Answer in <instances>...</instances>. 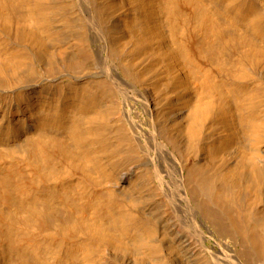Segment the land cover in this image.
Returning a JSON list of instances; mask_svg holds the SVG:
<instances>
[{
	"label": "bare ground",
	"instance_id": "obj_1",
	"mask_svg": "<svg viewBox=\"0 0 264 264\" xmlns=\"http://www.w3.org/2000/svg\"><path fill=\"white\" fill-rule=\"evenodd\" d=\"M193 2L199 26L175 41ZM138 60L171 83L140 90ZM10 218L0 264H264V0H0Z\"/></svg>",
	"mask_w": 264,
	"mask_h": 264
},
{
	"label": "rangeland",
	"instance_id": "obj_2",
	"mask_svg": "<svg viewBox=\"0 0 264 264\" xmlns=\"http://www.w3.org/2000/svg\"><path fill=\"white\" fill-rule=\"evenodd\" d=\"M119 4V3H117ZM123 5V4H122ZM192 9H191V15L188 17H184L181 18L179 21V26L175 27V31L172 30V36L174 37L175 41H178L179 38H182L183 36H185L187 34V32L193 31L194 29H196L199 26L200 20H201V8L197 3L193 2L191 4ZM123 7V6H121ZM116 12L117 15L119 14L118 12V6H116ZM118 35H116L117 37ZM158 48L159 51L161 49L160 46L155 47ZM187 60V70L189 75L193 78L194 81H196L198 84L203 85L205 81L207 80L208 76L210 75V68H204L201 65L197 66L195 64H193L191 61ZM127 61H129L128 59H126L125 61H123V64L126 63ZM116 67L118 69V71L121 73V75H123V68L121 66H118V64L116 63ZM163 67H164V63H163ZM160 68V67H159ZM159 68H153V69H144L143 63L141 60H138L135 64V72L139 75V77L137 78V80L135 81V83L137 84V87L144 91L143 89H149L152 88L153 86H156V89H163L164 87H166L167 83H171V78L167 77L166 75H162L161 72L159 71ZM158 69V70H157ZM141 76V77H140ZM153 89V88H152ZM137 100L139 101L134 102L133 104V112L136 114V117H141L142 120L145 121V118L147 117V115L145 114L142 106L144 103H146V100L144 98H139L137 97ZM157 103L159 105V107L162 109L163 113H169L168 110V106L166 105V101H165V97H159L157 100ZM109 153V152H108ZM70 153L69 152H63L60 157L55 161V166L56 168L53 171V179L55 181L61 182V180L66 179L69 175L68 173V167L69 164H67L68 166H65L66 163H70L72 164L69 160L70 158ZM73 174L79 175L78 171H72ZM72 174V173H71ZM79 188H76V190H78ZM16 190V189H15ZM91 193H93L92 188H90ZM89 191V192H90ZM90 193V194H91ZM98 208L97 207H87L86 210H81L80 213L82 212L85 213V215L87 216V219H94L96 216V212H97ZM80 215V214H78ZM81 217V215H80ZM12 223V228H7L5 227L3 224H0V236H6L9 233H14L13 229H15L16 227L20 226V221L17 220V218H10L7 219ZM9 232H8V231ZM54 230H52L51 232H53ZM49 232V233H51ZM52 234H55L52 233ZM71 238L73 240V242L78 243V245H80L81 247H85L87 245V240H86V233L85 230L83 231L82 227H78L76 229L72 228L71 229ZM9 235H7L8 237Z\"/></svg>",
	"mask_w": 264,
	"mask_h": 264
}]
</instances>
